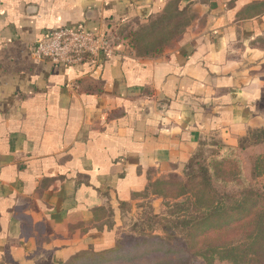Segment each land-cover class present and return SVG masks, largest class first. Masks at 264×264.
<instances>
[{"label": "crops", "instance_id": "0c3cea01", "mask_svg": "<svg viewBox=\"0 0 264 264\" xmlns=\"http://www.w3.org/2000/svg\"><path fill=\"white\" fill-rule=\"evenodd\" d=\"M172 4L190 22L161 54L125 38L78 66L33 57L61 26L122 36ZM262 4L0 0V264L115 250L142 204L163 201L154 183L181 177L208 141L238 147L263 129Z\"/></svg>", "mask_w": 264, "mask_h": 264}, {"label": "trees", "instance_id": "16d2710c", "mask_svg": "<svg viewBox=\"0 0 264 264\" xmlns=\"http://www.w3.org/2000/svg\"><path fill=\"white\" fill-rule=\"evenodd\" d=\"M185 15L179 36L158 42L150 53L134 48L129 37L124 39L140 56L161 54L170 48L166 44L183 35L189 16L172 4L164 15L138 28L152 27L159 19L165 21L162 31L180 27ZM247 149L243 141L238 147L200 146L183 173L186 182L175 176L150 187L166 204L175 202L168 216H157L162 235L138 238L128 249L120 239L115 250L78 256L70 264H105L117 254L129 263L157 258L153 264H264V157L252 160L246 171L239 154Z\"/></svg>", "mask_w": 264, "mask_h": 264}, {"label": "rangeland", "instance_id": "374dc122", "mask_svg": "<svg viewBox=\"0 0 264 264\" xmlns=\"http://www.w3.org/2000/svg\"><path fill=\"white\" fill-rule=\"evenodd\" d=\"M187 16L180 19V27H171L162 31L161 29L165 21L159 19L158 22H155V27H145L138 29L135 33L134 30L130 29V26H125L121 29L122 36H115L116 43H121L124 40V37H129L131 43L134 44V48L138 49L143 53H150L158 47V42H162L165 39H174L179 36V32L182 30V26L185 23ZM153 31V32H151ZM106 32V31H105ZM169 47H173L174 44H166ZM245 146L248 147L247 151L239 154L240 160L243 162L245 170L246 167L250 164L252 160H255L259 157H264V128L261 130L253 131L250 133L248 138L244 141ZM219 144L216 141H208L205 145ZM247 171V170H246ZM186 177L182 175L179 179L180 182H186ZM263 180V179H261ZM264 183V181H263ZM184 200H182L183 202ZM142 204V207L138 209L137 215L129 220L127 223L126 230L121 235V240L126 249L132 245L136 239L145 238L149 236L162 235V223L157 219V216H168L169 212L175 210L172 209L174 201H169L168 204L164 201H160L155 206L150 204L148 201ZM120 240V241H121ZM125 249V250H126ZM122 254H117L106 261L105 264H153L158 262L157 258H145L137 261L136 263H129L125 260L120 261L118 257Z\"/></svg>", "mask_w": 264, "mask_h": 264}, {"label": "built area", "instance_id": "2783aa9c", "mask_svg": "<svg viewBox=\"0 0 264 264\" xmlns=\"http://www.w3.org/2000/svg\"><path fill=\"white\" fill-rule=\"evenodd\" d=\"M116 39L110 32L74 30L61 26L37 39L33 57L49 60L54 65L78 66L98 60L114 52Z\"/></svg>", "mask_w": 264, "mask_h": 264}]
</instances>
